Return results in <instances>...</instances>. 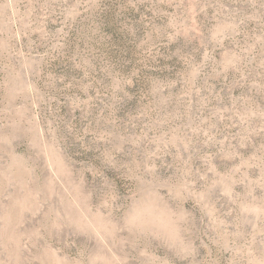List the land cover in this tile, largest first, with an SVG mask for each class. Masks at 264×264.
<instances>
[{
  "label": "rangeland",
  "instance_id": "rangeland-1",
  "mask_svg": "<svg viewBox=\"0 0 264 264\" xmlns=\"http://www.w3.org/2000/svg\"><path fill=\"white\" fill-rule=\"evenodd\" d=\"M0 264H264V0H0Z\"/></svg>",
  "mask_w": 264,
  "mask_h": 264
}]
</instances>
